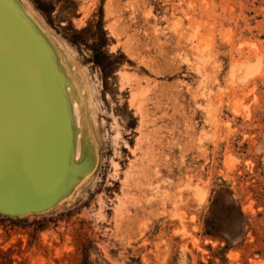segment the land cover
I'll return each mask as SVG.
<instances>
[{"label":"rangeland","instance_id":"rangeland-1","mask_svg":"<svg viewBox=\"0 0 264 264\" xmlns=\"http://www.w3.org/2000/svg\"><path fill=\"white\" fill-rule=\"evenodd\" d=\"M25 1L95 164L0 264H264V0Z\"/></svg>","mask_w":264,"mask_h":264},{"label":"water","instance_id":"water-1","mask_svg":"<svg viewBox=\"0 0 264 264\" xmlns=\"http://www.w3.org/2000/svg\"><path fill=\"white\" fill-rule=\"evenodd\" d=\"M20 0H0V214L21 217L66 200L94 168L75 157L70 82L59 52Z\"/></svg>","mask_w":264,"mask_h":264},{"label":"bare ground","instance_id":"bare-ground-1","mask_svg":"<svg viewBox=\"0 0 264 264\" xmlns=\"http://www.w3.org/2000/svg\"><path fill=\"white\" fill-rule=\"evenodd\" d=\"M22 2H23V5H24L25 10L27 11V13L29 15H31L33 18L36 17L35 16L36 15L35 12L30 9L29 4L25 0H22ZM43 26H45V25H43ZM59 59H60L61 64H63L64 67H65V64L63 63L60 54H59ZM65 71L68 74V77L70 79V82L67 85L66 90H67V97H68L69 105H70V108H71V111H72L73 123H74L75 128H76L75 129V146H76V148H75V157H76V159H79V157L81 156V154L83 152L82 137H84V136L86 137V135H87V133L85 131V128H86L85 122L82 120V118L80 116V108H81V106L83 104V102H82V94H81V91H80L79 87L77 86V83L74 81V79L68 73V70H67L66 67H65Z\"/></svg>","mask_w":264,"mask_h":264}]
</instances>
